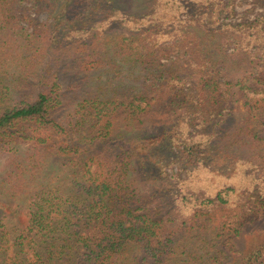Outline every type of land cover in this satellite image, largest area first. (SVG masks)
<instances>
[{
  "label": "trees",
  "instance_id": "16d2710c",
  "mask_svg": "<svg viewBox=\"0 0 264 264\" xmlns=\"http://www.w3.org/2000/svg\"><path fill=\"white\" fill-rule=\"evenodd\" d=\"M122 1L0 0V264H264V0Z\"/></svg>",
  "mask_w": 264,
  "mask_h": 264
},
{
  "label": "rangeland",
  "instance_id": "374dc122",
  "mask_svg": "<svg viewBox=\"0 0 264 264\" xmlns=\"http://www.w3.org/2000/svg\"><path fill=\"white\" fill-rule=\"evenodd\" d=\"M122 9L132 12V13H139L140 11L144 10L143 0H123L121 2ZM235 14L231 17H222L221 22L224 23H233V24H242V23H249L253 21L256 17L262 14L263 10L254 4L251 0H236L235 1ZM46 14H42L40 16V20L44 21L46 19ZM114 33H120L121 30L119 27L113 29ZM124 33H127L124 31ZM229 52H233L232 48L229 49ZM128 82V81H126ZM66 110L67 115L70 112L71 106ZM264 123V120H263ZM26 148V147H24ZM23 149L22 152H24ZM5 162V157L0 158V174L2 172V167ZM210 178V177H209ZM214 185H211V188L214 187L216 184L218 187L223 185V181H215ZM219 184V185H218ZM222 184V185H220ZM261 232V233H260ZM260 235H264V221H259L249 227H247L240 236L234 238L231 245L234 247L235 251H247L259 238ZM235 255L230 253V261L226 262L225 264H232Z\"/></svg>",
  "mask_w": 264,
  "mask_h": 264
}]
</instances>
